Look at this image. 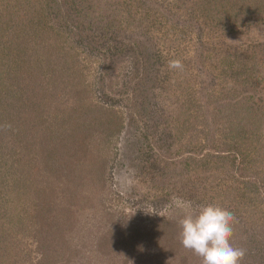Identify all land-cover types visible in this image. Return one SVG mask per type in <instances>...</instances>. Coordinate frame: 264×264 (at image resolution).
<instances>
[{
  "label": "rangeland",
  "instance_id": "rangeland-1",
  "mask_svg": "<svg viewBox=\"0 0 264 264\" xmlns=\"http://www.w3.org/2000/svg\"><path fill=\"white\" fill-rule=\"evenodd\" d=\"M195 1L102 0L104 39L52 34L33 65L24 24L0 29V264H201L180 243L177 199L231 211L242 264H264V0L213 20L190 15ZM251 179L261 195L242 213L226 189Z\"/></svg>",
  "mask_w": 264,
  "mask_h": 264
},
{
  "label": "trees",
  "instance_id": "trees-1",
  "mask_svg": "<svg viewBox=\"0 0 264 264\" xmlns=\"http://www.w3.org/2000/svg\"><path fill=\"white\" fill-rule=\"evenodd\" d=\"M89 0H0L1 8H0V21H1V31L2 34L10 33L6 32L7 28L6 25H9L11 22L14 23L16 19H19L20 26L24 24L23 33L24 37L26 39L25 46L21 49L22 53L25 54V62L28 63V65H33L32 61L34 56V53H37L38 46H40V42L45 40L46 38L51 37L52 34H56L58 38H65L67 41V36L71 31V28L74 27L76 31H79L77 35H72L74 37L76 43L82 44V46H86L89 48L92 47L91 43L87 45L90 41H88L85 38V35L89 32V30L96 29V35L101 38H105L107 35L106 33L110 30V23L109 26L104 25L103 23L98 24L95 23L94 20V12L95 10L100 7V1L102 0H95L94 3H90L88 5ZM234 0H206L205 4L199 5L198 3L193 4L190 11V15L193 17H197V15H204L208 20H213V13L215 8L222 7V8H228L230 5H233ZM185 6V5H184ZM184 6L182 9L184 10ZM168 9V8H166ZM163 11L162 13L166 16V20L170 17H174V14H170L169 10ZM12 11H20L19 15H15ZM175 18L178 20L179 16L177 12H175ZM196 14V15H195ZM14 17L16 19L14 20ZM3 18H7L6 21L4 20V23L2 21ZM13 18L12 21H10ZM131 17H129L130 19ZM22 19V20H21ZM175 19V21H176ZM55 20H58L59 23L58 28H55ZM10 21V22H9ZM99 21V19H98ZM147 20L141 19L140 24L136 25L138 28L143 29V31L146 32L147 27L145 28L144 25H146ZM126 21L123 20L124 24ZM178 23V22H177ZM11 25V24H10ZM104 25V26H103ZM20 26H18L20 28ZM133 24H130V28H132ZM16 27L15 29H18ZM70 28V30H69ZM141 29V30H142ZM146 29V30H145ZM65 43H67L65 41ZM86 43V44H85ZM85 44V45H84ZM74 47V46H73ZM85 47V48H86ZM124 47V46H123ZM88 48V49H89ZM93 48V47H92ZM78 49V47L74 48ZM111 49V47H110ZM115 49V48H114ZM132 49H136V44L133 45ZM146 48H140L139 50L133 52V58L136 61L137 67L140 69V71L147 72L152 67V59L151 54H147V58H145L144 54L146 51ZM144 59V60H143ZM145 61V62H144ZM38 64V63H36ZM4 128L6 126H1L0 129V136L4 137ZM233 136L235 135V132H232ZM231 133V134H232ZM239 135V132H237ZM232 136V138H233ZM235 138V136H234ZM227 147L231 146L234 149H237V144L228 142L226 143ZM242 152V151H241ZM243 153V152H242ZM244 161H247V156L243 158ZM6 164L3 163V166H1L2 172L1 175L4 176V171L9 168L8 167V160L4 161ZM2 163V162H1ZM258 182H254L252 179L245 181L242 185H235L232 184V186L228 187L229 195L231 196L230 203L235 204L237 207L241 209L242 213L245 212L244 209L248 208V199L249 196L252 198L256 195H261L259 192H257V185ZM241 189H240V188ZM264 187V186H263ZM250 198V199H251ZM262 198V205H264V197ZM253 201V200H251ZM226 204V203H224ZM46 255V254H45Z\"/></svg>",
  "mask_w": 264,
  "mask_h": 264
},
{
  "label": "clouds",
  "instance_id": "clouds-1",
  "mask_svg": "<svg viewBox=\"0 0 264 264\" xmlns=\"http://www.w3.org/2000/svg\"><path fill=\"white\" fill-rule=\"evenodd\" d=\"M168 68L183 70V64L179 59L170 60ZM174 203L182 212L178 224L184 249L200 257L201 264H242L246 250L232 243L236 218L231 211L215 204L194 209L189 201L177 199Z\"/></svg>",
  "mask_w": 264,
  "mask_h": 264
}]
</instances>
